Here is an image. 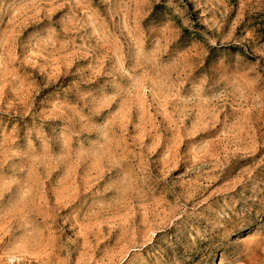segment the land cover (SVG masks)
I'll list each match as a JSON object with an SVG mask.
<instances>
[{"label": "rangeland", "instance_id": "obj_1", "mask_svg": "<svg viewBox=\"0 0 264 264\" xmlns=\"http://www.w3.org/2000/svg\"><path fill=\"white\" fill-rule=\"evenodd\" d=\"M0 264H264V0H0Z\"/></svg>", "mask_w": 264, "mask_h": 264}]
</instances>
